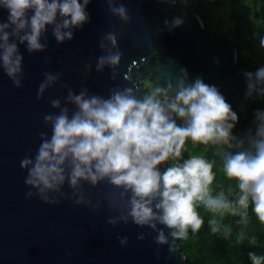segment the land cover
<instances>
[{
    "label": "clouds",
    "instance_id": "1",
    "mask_svg": "<svg viewBox=\"0 0 264 264\" xmlns=\"http://www.w3.org/2000/svg\"><path fill=\"white\" fill-rule=\"evenodd\" d=\"M91 2L0 0V10L8 13L6 20L0 19V71L14 87H23L25 77L20 46H25L29 54L46 52L49 28L57 44L73 40L75 31L91 22L87 11ZM104 2L112 16L125 25L130 23L131 16L123 3ZM157 2L174 5L177 0ZM184 23L181 16L164 20L168 31ZM161 31L157 29V33ZM122 36L123 32L113 29L98 43L102 54L96 58L95 71L109 69L113 81L120 76L118 69L124 53L118 40ZM259 45L264 48V36L259 38ZM149 52L158 55L151 44ZM45 62L50 63V58L45 57ZM92 71L93 65L85 63V79ZM242 75L245 99L264 97V66L244 70ZM43 77L37 100L57 84L67 90V95L49 101L51 108L58 110L43 116L51 135L40 132L35 155H25L20 161V168L26 172L24 183L29 188L26 199L39 198L47 205L70 200L96 213L101 203L93 204L85 195L84 184L96 187L107 183L119 191L108 198V210L116 214L109 216L106 223L113 227L131 223L156 233L153 242L158 246L157 258L161 246H168L167 258H171L180 249L178 241L187 240L190 231L196 234L201 230L205 223L198 211L201 206L213 214L208 220L210 231L221 233L225 239L231 235L230 228H222L227 215L244 220L251 208L264 224V110L254 113L255 132L250 129L237 137L233 130L239 116L226 97L203 78L190 79L183 67L175 83L168 79L166 87L155 81L151 89L140 93L132 87L116 85L106 97L87 87L77 93L61 83L59 72L45 71ZM189 141L228 146L222 155V168L229 179L237 182L234 197L231 186L228 194L224 190L213 193L215 161L197 155L184 158ZM164 164L169 166L161 171ZM65 185L70 192L64 191ZM118 239L122 247L127 246V236ZM137 239L143 241L146 235L141 233ZM255 242L252 237L250 244L254 246ZM247 256L251 264H264V254L249 251Z\"/></svg>",
    "mask_w": 264,
    "mask_h": 264
},
{
    "label": "water",
    "instance_id": "2",
    "mask_svg": "<svg viewBox=\"0 0 264 264\" xmlns=\"http://www.w3.org/2000/svg\"><path fill=\"white\" fill-rule=\"evenodd\" d=\"M119 2L131 16L126 25L107 11L104 0H92L87 7L91 22L76 30L73 40L57 44L49 28L46 52L29 54L21 45L23 87H14L0 71V264H188L179 241L180 249L171 258H167L166 245L161 246L157 258L158 246L153 242L156 233L131 223L115 227L107 224L108 217L116 214L108 210V198L119 191L107 183L96 187L84 184L85 195L93 204L101 203L96 213L70 200L47 205L39 198H25L29 188L24 183L26 172L20 168V161L25 155H35L40 132L51 135L43 116L58 110L52 109L49 101L67 95V90L57 84L46 91L42 100L36 99L45 71L61 73V83L77 93L87 87L106 97L116 85L143 93L148 90L145 79L166 87L168 79L175 83L183 67L190 79L199 76L217 86L237 114L248 113L246 124L238 122L236 126L243 133L250 129L255 132L254 113L263 109L245 99V78L237 68V51L231 42L209 38L199 15H187L182 0L174 5L157 0ZM7 16V11L0 10V19L6 20ZM175 16L183 17L185 23L168 31L164 20ZM158 28L163 31L157 33ZM113 29L123 32L118 43L124 53L118 69L120 76L115 81L109 69L103 73L95 71L96 58L102 54L98 43ZM150 44L158 55L149 52ZM45 57L51 62L46 63ZM89 62L93 71L85 79L84 64ZM166 167L161 165V171ZM64 191L70 192L67 185ZM141 233L146 235L143 241L137 239ZM124 236L129 242L122 247L118 237Z\"/></svg>",
    "mask_w": 264,
    "mask_h": 264
},
{
    "label": "trees",
    "instance_id": "3",
    "mask_svg": "<svg viewBox=\"0 0 264 264\" xmlns=\"http://www.w3.org/2000/svg\"><path fill=\"white\" fill-rule=\"evenodd\" d=\"M239 4L242 7L235 8L230 14L231 19L238 25L236 30L238 38L236 41L221 38L215 32L212 36L209 34L207 26L210 19V9L201 1L198 2V6L189 13L186 12V14L195 12L199 15L209 38H221L231 42L236 47V65L240 71H255L258 67L264 66V48L246 41L244 39L246 33H241L240 27L247 24L251 26L252 21L250 22L249 17L254 12V17L259 16L260 18V22L258 26L256 25L255 30L260 37L264 36V0H239ZM150 82L153 87L155 83L152 80ZM144 85L146 84L144 83ZM147 89L150 88L147 87ZM257 103L264 110V97H259ZM247 115L248 113H238L239 124H246ZM243 134L245 133L235 126L233 135L240 137ZM187 147L189 148V152L184 153V158H187L189 155H197L215 161L214 171L216 172V179L212 185L213 193L215 194L224 190L228 194L227 189L231 186L234 197L237 191V182L234 179H229L222 168V155L225 151L229 150L228 146L198 145L189 141ZM170 163H176V161H170ZM166 165L169 166V164ZM198 211L204 218V226L196 234H192L190 231L187 240L179 241L188 264H251L247 256L249 251L264 254V224L258 221L254 213H252L251 208L248 209L247 217L244 220H241L238 216L227 215L224 217L222 228L228 227L231 230V235L226 239L221 233H212L210 231L208 220L213 217V214L207 212L202 206ZM252 237H255L256 240L254 246L250 244Z\"/></svg>",
    "mask_w": 264,
    "mask_h": 264
},
{
    "label": "rangeland",
    "instance_id": "4",
    "mask_svg": "<svg viewBox=\"0 0 264 264\" xmlns=\"http://www.w3.org/2000/svg\"><path fill=\"white\" fill-rule=\"evenodd\" d=\"M202 2L204 5L206 4L207 8L210 9V19L208 20L207 29L209 34L212 36L215 32L216 35L223 37L226 40L236 41L237 40V27L238 25L234 20L231 19V12L242 5L239 4V0H183V6L187 13L193 10L196 6H198V2ZM206 9V8H205ZM249 20L251 22L250 25H242L240 27L241 33H246L245 40L250 43L259 45V34L255 30L256 25L258 26L260 22L259 16L254 17V12L251 13ZM248 52V51H247ZM144 83L150 89L152 88V84L150 80L145 79Z\"/></svg>",
    "mask_w": 264,
    "mask_h": 264
},
{
    "label": "built area",
    "instance_id": "5",
    "mask_svg": "<svg viewBox=\"0 0 264 264\" xmlns=\"http://www.w3.org/2000/svg\"><path fill=\"white\" fill-rule=\"evenodd\" d=\"M245 90H246V87H245ZM258 99L259 97H254V98H251V99H248L250 103H254V102H258Z\"/></svg>",
    "mask_w": 264,
    "mask_h": 264
},
{
    "label": "crops",
    "instance_id": "6",
    "mask_svg": "<svg viewBox=\"0 0 264 264\" xmlns=\"http://www.w3.org/2000/svg\"><path fill=\"white\" fill-rule=\"evenodd\" d=\"M247 41V40H246Z\"/></svg>",
    "mask_w": 264,
    "mask_h": 264
}]
</instances>
